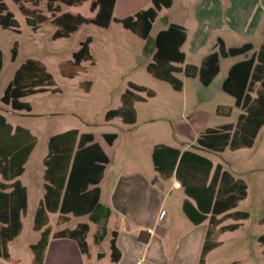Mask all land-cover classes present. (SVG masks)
<instances>
[{
	"label": "rangeland",
	"instance_id": "1",
	"mask_svg": "<svg viewBox=\"0 0 264 264\" xmlns=\"http://www.w3.org/2000/svg\"><path fill=\"white\" fill-rule=\"evenodd\" d=\"M0 1L12 13L17 24L15 29L0 26V96L14 70L28 58L42 62L57 87L56 91L48 89L21 98L28 102V111H12L0 101V114L6 122L13 127L17 125L27 129L35 138L24 173L19 177L27 189L28 205L21 216L20 233L9 244L11 256L20 257L21 263L26 261L30 253L27 242L32 241L37 234L32 229V208L41 190L40 161L46 152L47 137L73 128L78 133H90L96 141L104 144L110 166L115 167V170L140 169L146 173L150 185L155 177L150 150L146 144L150 133H155V141L169 143L177 148L186 145L188 149L208 159L212 168L226 170L239 177L246 185L247 194L237 201L232 209L247 212V217L237 230L225 231L218 237L221 243L215 252L223 263L237 261L235 264H264L263 246L257 241V236L264 233V222L260 221L264 217V124L259 128L251 146L236 150L225 148L219 152L198 147L192 140V131L183 126L190 122L195 131L199 127H213L220 123L235 124L240 110L234 106V98L220 88L224 69L233 58L220 59V71L207 85H202L197 78H187L183 90L175 91L167 82L156 79L145 71L144 65L149 61L150 39L147 43L144 41L141 48L143 41L119 23L111 20L107 27L81 24L67 37L52 38L55 24L44 21L36 30H32L13 0ZM128 1L118 0L114 14L120 15L123 9H128ZM191 1L193 3L194 0H173L172 7L163 12L166 15L171 13L176 21L188 22V13L193 9ZM144 2L146 0L131 4L138 6ZM25 5L32 7L29 3ZM196 5L194 9L198 12ZM204 6V11L210 13L205 14L211 27L225 22V18L230 21V25L233 20L236 21L235 17L237 18V33L230 35L223 29H217L221 30L219 33L226 45L238 46L249 41L253 50L258 49L264 39V0H209ZM37 8L42 14H48L45 0L40 1ZM60 8L61 12L69 10L83 16L92 15L89 0L78 6L60 3ZM160 25L161 20L157 18L153 31ZM87 36L91 38L89 45L94 63L91 65L86 61L81 62L86 66V70L80 72L77 77L61 76L58 62L71 59V53ZM214 43L213 39L211 45ZM13 47L15 52L12 57ZM130 80L152 87L156 90L155 95L144 102L136 103L137 117L133 125L124 124L120 119L106 121L105 112L119 105L120 94L127 88V82ZM81 81H89L88 91L78 85ZM219 106L227 111L218 112ZM147 117L157 118L153 123L143 122ZM103 133L116 135L112 145L105 143ZM110 185L111 181L106 173L100 183L102 201L107 198ZM153 187L164 193L165 199L160 209L166 212L165 217L182 214L179 203L185 194L181 189H172L167 178H158V184ZM49 217L52 228H57L54 223L56 215L49 214ZM72 221L73 219L60 227H70ZM229 222L233 220L227 219L223 223ZM93 229L94 227H91L86 239L95 258L96 253L101 254L108 250V235L95 243L92 238ZM108 258V255L100 258V264L107 263ZM0 264L6 263L0 260Z\"/></svg>",
	"mask_w": 264,
	"mask_h": 264
},
{
	"label": "trees",
	"instance_id": "2",
	"mask_svg": "<svg viewBox=\"0 0 264 264\" xmlns=\"http://www.w3.org/2000/svg\"><path fill=\"white\" fill-rule=\"evenodd\" d=\"M40 1L42 0H13L32 30H36L42 22L49 20L55 24L52 38L67 37L82 23L107 27L112 20L144 39L145 43L148 41V33L157 10L161 6L170 5V0H151V6L138 10L133 15L114 18L111 16L114 0H89V10L93 12L91 16H82L73 12L54 15V11L58 10L56 0H45L49 14L46 16L36 8ZM60 1L66 5L77 6L86 0ZM27 3L34 7L29 8L25 5ZM16 25L12 13L0 1V26L15 29ZM185 37L184 28L169 23L155 34L151 42L153 52L145 65L149 75L167 82L177 91L181 89L182 82L176 74L197 77L202 85H207L218 71V57L245 54L251 49L250 42L224 48L222 41L217 39V52L213 51L204 56L198 65L185 63L180 66L184 60L180 46ZM89 42L90 38L85 37L79 42L78 48L71 53V59L58 63V71L62 76L71 78L78 72L85 71V67L80 65L81 61L93 64V58L89 53ZM14 52L13 47L12 57ZM1 65L0 53V69ZM89 85V81L79 82V86L85 91L89 89ZM220 88L234 98V106L242 111L238 114L234 127L225 124L216 128H206L196 137V145L214 152L222 151L225 147L234 150L251 146L259 128L264 124V41L257 51L230 65ZM48 89L56 91L57 87L54 86L44 64L39 60L28 58L15 69L12 78L2 91L0 101L13 111L23 109L28 111V102L21 98ZM137 92H143L144 96L137 95ZM153 94L151 89L127 82V88L120 94L119 105L105 112V120L119 117L125 123H132L133 102L143 101ZM217 111L227 110L219 106ZM114 137V133H103V138L108 143H111ZM34 143V136L27 129L20 126L12 128L0 114V258L12 264H17V260L10 258L7 244L20 232V216L24 214L26 207L25 188L19 183L17 176L22 173L23 164ZM150 158L153 169L160 177L173 176L178 181L186 196L181 203L186 217L194 224L207 219L204 245L198 259V264H203L204 254L209 247L216 244L212 241L214 237L220 232L235 229L238 223L221 225L216 230L215 227L226 218L237 221L247 217V212L240 210L226 212L217 217L245 196V184L240 179H233L225 170L212 168L208 159L192 150L180 152L177 148L156 144L152 147ZM106 162L107 158L98 145L92 142L90 133L78 135L76 129H68L48 138L47 152L43 158L44 193L32 218V228L39 231V238L29 245L32 253L29 264L42 262L43 251L50 234L47 212L58 211L59 219L64 218L63 215L66 213L89 214L90 219H93L91 212L98 205L96 184ZM88 185L93 186L88 188ZM222 199L224 203L219 205ZM262 203L264 207V195ZM260 221L264 222V217ZM86 230V224L82 223L72 230L55 231L51 235L73 238L80 250L86 252L84 241ZM100 230L101 232L96 234V239L101 238L104 231L103 222L100 223ZM142 234L143 231H139L138 238L145 241L147 237ZM114 236L115 232H112L109 239L111 261H117L119 257ZM258 241L263 246L264 253V233L258 236Z\"/></svg>",
	"mask_w": 264,
	"mask_h": 264
},
{
	"label": "crops",
	"instance_id": "3",
	"mask_svg": "<svg viewBox=\"0 0 264 264\" xmlns=\"http://www.w3.org/2000/svg\"><path fill=\"white\" fill-rule=\"evenodd\" d=\"M117 1L118 0H114V4L112 7V11H111V16L114 18H123L126 16H130V15H133L138 10L145 9V8L151 6V0H146V2L143 3V5H138V6H134V4H131V3H135L136 1H139V0H129L128 1L129 5L127 6L128 9L125 8V9H123L124 11H122L120 13V15H115L114 11L117 7ZM207 1H209V0H194L193 1V3L195 5L197 4L196 6L198 8V12H196V10L194 9L195 5L193 6V3L191 1L190 3H192L193 9H191L192 11H190L188 13L189 14L188 19L190 21L180 22V21L174 20L173 15L171 13L166 15L163 12V11H168L172 7L173 0H170V5L168 7H162L161 6L157 10V15H156L155 19L152 21L151 28H150L149 33H148V40L150 39V41L152 42L155 34L159 30L164 29L169 23H173V24L179 25L182 28H184V30L186 31V37L180 46V50L183 52V55H184V60H183V63L180 64V66H182L185 63H192L195 65H198L204 56H206L207 54H209L213 51L217 52L218 51L217 41H216L217 39H220L222 41L224 48L232 47V46L226 45L224 39L220 36L219 32L221 30H217V29H223V31L227 32L230 35L233 33H237L238 29H239V26L237 25V18L235 17L236 21L233 20L230 25H228V22H230V21L225 18V22L222 21L219 23V25H213L211 27V25H209V21L208 22L206 21L207 20L206 17H208L207 15H210V13L207 14L204 11L206 8L204 6V3ZM60 3H62L60 0L55 1V4L58 5V10L54 11V15H59L63 12L78 13V12L69 11V10L61 12L60 11V9H61ZM62 4H64V3H62ZM64 5H66V4H64ZM37 6H36V8H37ZM67 6H70V5H67ZM33 7L34 6H32L31 8H33ZM91 13L93 14V12H91ZM46 16H49V14H47ZM157 18H159L161 20V25L156 27V29L153 31V26H154V23H155ZM46 21H49V20H46ZM82 24H86V23H82ZM88 24H90V23H88ZM236 26H238V29H236ZM210 28H213L214 30H210ZM127 31H130V30H127ZM212 31H214V32H212ZM151 33H153V34L151 35ZM132 34L135 35L136 37H138L136 34H134V33H132ZM58 38H60V37H58ZM138 38L141 39V41H143L141 43V48H142L143 43H144V39H142L140 37H138ZM213 39L215 40V43H214V45H211ZM90 41H91V38H90ZM263 41H264V39H262L261 43ZM245 42H249V41H245ZM243 43H241V44H243ZM89 44H90V42H89ZM240 45H238V46H240ZM252 47L253 46L251 44V49L248 51V53H245V54H240V55H235V56H227V57H218V71H217V73H219V71H220V59H222V58H233L232 61H230L229 64L225 67L224 73H223L221 81H220V84H221L222 80L224 79V77L226 76L227 70L232 63L239 61V60L247 57L249 54L257 51V50H253ZM90 51L91 50H90V45H89V53L91 55ZM148 52H149L148 57L150 60L151 54L153 52L152 44L149 47ZM91 57H92V55H91ZM81 62H84V61H81ZM81 62H80V65L84 66L85 70H86V66L81 64ZM86 62H88V61H86ZM147 62L148 61H146V63ZM93 63H94V59H93ZM146 63H145V65H146ZM88 64H90V63L88 62ZM81 72H84V71H81ZM79 73L80 72H78L75 76H73L71 78L77 77ZM176 76L178 78H180L181 82H182L181 89L178 91L183 90V87L185 85V81L187 78H197V77H186L182 73H178V74H176ZM128 82H132V83H135L138 85H142L148 89H151L154 93L153 96L155 95L156 90L153 89L152 87H148L147 85H145L143 83L136 82L134 80H130ZM78 85H79V82H78ZM51 88H53V86ZM45 91H47V90H45ZM175 91H177V90H175ZM36 93H38V92H36ZM136 94L139 96H144L143 92H137ZM151 97H147L143 101L133 102L134 121L132 123H125L122 120H120V121L123 122L124 124H127V125H131V124L133 125L135 123V120L137 117V110L135 107L136 103L144 102L148 98H151ZM233 104H234V102H233ZM238 109L240 110V112L242 111L240 108H238ZM238 114H237V116H238ZM156 118L157 117H147L143 122L153 123L156 120ZM113 119H120V118L119 117H113V118H110L106 121L109 122ZM236 120H237V118H236ZM225 124H230L232 127L235 126V124H232V123H220V125L213 126V127H211V126L199 127L198 130H195V131H193V128L191 127L190 122L185 123L183 126L188 127L192 131V140L195 141L196 137L204 129L216 128V127H219V126H222ZM11 127L13 128V126H11ZM69 129H73V128H69ZM66 130H68V129H66ZM63 131H65V130H63ZM63 131H61V132H63ZM61 132H59V133H61ZM81 133H88V132H80V133H78V135ZM55 134H57V133H55ZM51 135H53V134H51ZM51 135H49L47 137V140ZM102 137H103V134H102ZM115 138H116V135H115L114 139L111 141V143H108L104 138L103 139L107 145H112ZM155 138H156L155 133L148 134V139L146 141V144L149 147L150 153H151L152 147L156 144H164V145H168V146L177 148V147H175L169 143H163L160 141H155ZM47 140H46V152H47ZM92 142H94L98 145L100 151H102V153L107 158V162L103 164L101 177H100L98 183L96 184V186L98 188V203H97L98 205L91 212V216L93 219H90L89 214L72 215L71 213H66L63 215L64 218L59 219L58 218V211L47 212V218H48L47 224H48V227L50 229V234L48 236L46 247L43 251L41 264H100V262H99L100 258L105 257L106 255H108L109 258H108V262L104 263V264H198V259H199L201 250H202L203 245H204L205 232L207 229V219L203 220L200 223L194 224L186 217V215L184 214V212L182 211V208H181L182 200L186 196L184 198H182L180 203H179V209L182 212V214L176 213L171 218L165 217L166 212H164L162 209H160L161 204H162L163 200L165 199L164 193L162 190H158L157 188L153 187L155 184H158V178L162 179V177H160L158 175V173H156V171L153 169V166H152V169H153V172L155 174V177H154L152 184L150 185L148 182L146 173L141 171L140 169L128 170V169L122 168V169H119L118 171L115 170V167L110 166V159L106 153L105 145L99 141H96L93 136H92ZM244 147H249V146H244ZM244 147H239V148H244ZM200 148H202V147H200ZM225 148H227V147H225ZM239 148H237V149H239ZM177 149L180 152L183 150H190V149H188V147L186 145L181 147V148H177ZM234 150H236V149H234ZM46 152H45V155H46ZM29 154H28V156H29ZM28 156L26 158V161L23 164L22 173L19 176H17V180L19 181V183L21 185L24 186L25 192H26L25 210H26L27 205H28V194H27L26 186L20 181L19 177L24 173L25 164L27 162ZM44 156L41 158V161H40V164H41V171H40L41 190H40V193L38 194L37 199H36L34 206L32 208V218H33V214H34L36 207L38 206V204L40 203V201L43 198V193H44V186H43V183H44V180H43V172H44L43 158H44ZM109 167H110V170H109ZM106 173H108V177L111 181V185H110L109 193L107 194V198L105 199V201H102L101 200L100 183L103 180V178L105 177ZM229 174L233 177V179H240L239 177L233 176L231 173H229ZM167 179L170 181V187H172V189H174V190L181 189L182 190L178 181L173 176H170ZM0 180H1V178H0ZM92 186L93 185H88V188H91ZM246 194H247V191H246V185H245V196H246ZM239 200H241V199H239ZM239 200H237V201H239ZM223 203H224L223 199L219 201V205H223ZM233 207H231L230 209L220 213L219 215H217V217L221 216L223 213L234 211L232 209ZM24 213H25V211H24ZM49 214H55L56 215L54 223H55L57 228H55V229H53L49 223V219H50ZM22 215H24V214H22ZM182 215H184V216H182ZM21 216H20V221H21ZM72 219H73V221H72V225L70 227H68V226L60 227L64 224L71 222ZM227 219H231V218L224 219L221 223H219L215 227V230L221 225L231 224L233 222L238 223L237 227L235 229H233V230H237L242 225L243 221L245 220V218H244V219H239L237 221L233 220V222H229V223H223ZM101 222H103V224H104V231L102 232L101 238L108 235V239H107L108 250L101 253L102 255H100V253H96L95 258H93L92 254L90 252L89 244H88L86 238H87V234L90 231L91 227H94V229H93L94 233L92 236L93 242L97 243L98 240L101 239V238H99V239L95 238L96 234L101 232V230H100V223ZM82 223L86 224V226H87V230L84 234V241L86 244V252H82L80 250L76 240H74L73 238H70V237H53L51 235L55 231L72 230L78 224H82ZM21 227H22V223H21ZM233 230H227V231H233ZM34 231H36L37 234L34 236V239L32 241L27 242V247H28L30 253H29L28 257H26V259H25L26 261H24L23 263H21L22 259L20 257L11 256L9 253V244L18 235H16L7 244V250H8V254H9L10 258L17 260V264H29L30 263L31 258H32V253H31L29 245L32 243H35L39 238V231L38 230H34ZM139 231H143L142 235L147 237L145 241H142L138 238ZM112 232H115L114 242H115L116 248L119 251V257H118L117 261H111V259H110L109 239L112 236ZM223 232H225V231H223ZM223 232H220L212 240V241L216 242V244L212 247H209V249L204 254L203 264H235L237 262V261H232L230 263H223V262H221L220 257L218 255H216L215 251L221 243L218 241V237ZM258 236H257V241H258ZM240 251L243 252V249H241ZM0 260L4 261L1 258H0ZM4 263L12 264L11 262H7V261H4Z\"/></svg>",
	"mask_w": 264,
	"mask_h": 264
},
{
	"label": "water",
	"instance_id": "4",
	"mask_svg": "<svg viewBox=\"0 0 264 264\" xmlns=\"http://www.w3.org/2000/svg\"><path fill=\"white\" fill-rule=\"evenodd\" d=\"M100 255H102V254H100Z\"/></svg>",
	"mask_w": 264,
	"mask_h": 264
}]
</instances>
